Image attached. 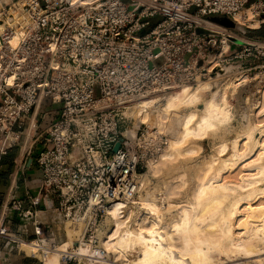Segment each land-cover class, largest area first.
<instances>
[{
    "label": "built area",
    "instance_id": "obj_1",
    "mask_svg": "<svg viewBox=\"0 0 264 264\" xmlns=\"http://www.w3.org/2000/svg\"><path fill=\"white\" fill-rule=\"evenodd\" d=\"M263 26L264 0H0V155L27 127L36 134L50 112L44 100L57 106L34 139L48 145L35 153L36 191L13 188L0 200V258L26 254L44 264L72 221L81 235L58 264H105L108 209L133 204L142 170L167 141L163 132L147 135L129 109L208 76L209 55L259 93Z\"/></svg>",
    "mask_w": 264,
    "mask_h": 264
},
{
    "label": "bare ground",
    "instance_id": "obj_2",
    "mask_svg": "<svg viewBox=\"0 0 264 264\" xmlns=\"http://www.w3.org/2000/svg\"><path fill=\"white\" fill-rule=\"evenodd\" d=\"M238 16L239 14H236V18ZM211 58V55L207 57L201 70L204 69V73L211 80L210 82H213L219 76L227 73L229 67L219 69ZM221 70H224V72ZM242 80L238 77L233 79L234 82L238 81L240 83H242ZM210 82L201 81L197 83L194 90L191 88L190 91V87L184 84L185 87L181 85L177 87L176 91L168 92L169 95L166 96L165 94L164 97H166L162 103L158 100L160 97L157 99L150 96L140 99L129 109L130 114H136L137 122L143 121V119L146 120L147 111L151 108V110L157 109L160 111L158 113V115L160 114L159 119L172 117L176 120L175 124L180 126V131H176L177 127L174 132L175 136H172L173 138L170 139L167 145L169 147H167L168 151L167 149L164 150L157 160L149 162L153 172L163 170L166 165L171 168V164L166 161V158L180 150L178 145L181 144L180 142H184V139L193 136L188 141L194 140L195 142L197 137L202 134L206 137L207 134L204 133L210 131L208 129L214 128L220 123L224 124L225 121L230 119L229 106L231 103L228 102L233 89L232 86H236L235 84L226 87L227 90L225 88L224 92L219 93L216 97L211 96L207 99L199 113L189 110L190 112L186 114L178 113L177 115L179 106L196 102L198 98L197 91L209 88ZM258 91L259 98L257 97L258 100H255L257 105L254 106L253 104L255 108L251 106L254 110L250 108L256 118L254 120L252 118L248 125H245V129L237 132L235 138L233 137L234 140L232 139L228 156H217L218 152H222L223 149H226L224 147H227L223 141L219 145L220 148L215 150L216 156L212 155L213 158H216L214 160L210 158L211 161L207 160L208 163L205 161L206 168L202 170L204 171L202 176L199 177L198 175L199 179L195 182L193 191L190 190L193 199L190 200L191 196L185 195L187 204L186 201L185 204H180L178 211H174L176 214L171 218L168 217L167 212V214L164 212L169 220H164L166 216L163 217L164 219L161 216L162 219H160L159 211L161 210L162 213L164 209L162 207L163 199L160 203L162 209H160L156 198L161 197V193L147 188L148 183L145 179V173H141L139 177L137 201L136 198L133 201V204L135 201L137 202L135 209H133L135 211L137 209L135 216H133L134 211L132 209H127L126 214L122 213L124 207L129 208L133 204L126 205L123 208L115 206L108 209L105 222L107 226L113 228L109 229L110 232L103 230L100 233V238L106 249L110 248L111 251L118 252V257L114 258L122 257L125 260V257H123L125 254L119 256V251L126 253V250L129 249L131 252H138L137 257L135 253V264H213L214 255L224 254L228 257L233 254L235 258L251 259L264 253V87L259 88ZM253 115L250 111V116ZM159 123L156 122V124ZM155 133L156 131L150 132L149 128L147 135ZM256 133H259L258 136H256ZM195 143L192 142V144ZM192 147L189 149L192 150ZM242 162L245 163L241 165ZM166 168L168 167L166 166ZM227 172L234 173L225 174ZM170 176V174L167 177L162 176L161 181H159L167 188L168 193H170V188H173L176 182V180H174L175 182L172 181V176ZM173 193L178 194L176 191H172ZM166 204L165 206H168ZM242 204H244L243 207H241ZM176 205H169L168 207H173L174 210V207H177ZM238 213H240V217H237ZM75 224L78 225H65L67 240L59 245L57 252L47 255L43 259L44 264H58L60 251L64 250L70 242L80 238L81 226L79 223ZM235 228L238 230H234ZM106 232L109 233L106 234ZM134 247L137 249L132 250L131 248ZM81 250L85 251L86 248L82 247ZM114 251H112L113 255L115 254ZM126 261H128L127 258ZM130 262L131 259L128 263ZM106 264L112 263L107 262ZM231 264H264V257L253 258L251 261H234Z\"/></svg>",
    "mask_w": 264,
    "mask_h": 264
},
{
    "label": "rangeland",
    "instance_id": "obj_3",
    "mask_svg": "<svg viewBox=\"0 0 264 264\" xmlns=\"http://www.w3.org/2000/svg\"><path fill=\"white\" fill-rule=\"evenodd\" d=\"M158 19H159L158 16L153 18L151 20V24H153ZM252 33H254V32H252ZM252 35H254V34H252ZM236 77H238V74L234 73V69H231V70L228 69L227 74L219 76L216 80H213V82H210L211 80L208 78V76H204V77L197 78L198 82L196 81L195 83H193L190 86H189V84H186V86L188 85L187 87H190L189 91L191 90V88H192V90H194L196 85H197V83H199L201 81H207L208 83L210 82V87L206 88V89H201V90L199 89V91H197L198 98H197L196 102L194 101V103H190V104L187 103V104H184V105L182 104L181 106H179V108L177 109V115H178V113L179 114H186V113H188V112H190L192 110L193 111H197L199 113V111L202 110V108L204 106V103H205V101L207 99H209L211 96L216 97L219 93L224 92L226 87L235 84L236 86H232L233 87L232 92L229 91V92H231V95H229L230 99L228 98L229 99L228 103L229 104L231 103L230 106H229V111L231 112V114H230L231 116L229 117L230 119L225 121L224 124L220 123L218 126L216 125V126H214V128L212 127L210 129H208L210 131L207 130L208 132L204 133V134H207L206 137H205V135L202 134V135H200V137L201 136H204V137L200 138L198 136L199 138L197 137V139H196V137L194 136L195 139H196L195 142L197 144L194 142V140L191 141V142L188 141V139H190L193 136H190L188 139H184L185 140V141L183 140L184 142H180L181 144L178 145L179 146L178 149H180V150H177L176 151L177 153L174 152L170 157L166 158V161L169 164H171L170 167L172 169L169 168L168 165H166L168 168H166V166H165V168L163 170L160 169V170H158L156 172H153L152 171L153 169L150 168V163H148L147 167L142 170V173H145V176H146L145 179L147 180V183H148V184L145 183L148 186V187L147 186L146 187L149 188L150 190H157L158 193H161L160 194L161 197L159 196L158 198H156V200H157V202L159 204V208L162 209L160 206L163 205L162 207H164V209H165V211L163 209L162 213H161V210L159 211L160 212L159 213L160 219H162L164 216H166L165 214H167V213H168L167 215H168L169 218L174 216L176 214L174 211H178L177 209L179 208L180 204L181 205L185 204V201H186L185 197L186 196L189 195V197L191 196L190 200L193 199V195H192V193L190 194V190H191V192L193 191V188L195 187L194 186L195 182L198 181L197 179H199L200 175L202 176V172H204L202 170L204 168H206L205 167V163L206 162L208 163L209 160L211 161V159L214 160L216 158V157L215 158L212 157V155L216 156V151L215 150L219 149L220 148L219 145L224 141V143L227 145V147H224V148H226L225 150L223 149L224 152H223V150H222V152H218L217 156L218 157L219 156H224V157L228 156V154H229L228 152L230 151L231 143L234 140L235 135L237 134V132L244 130L245 127L248 125V123L251 121V119L253 118L252 120H254L256 118L255 115H253V111L252 110H254V108H255L254 107L255 104H256L255 100L256 99L258 100L259 93H255V89L256 88H255V86L252 83H249L248 85H246V84L242 85V83H240L238 81H237L238 83L234 82L233 79H235ZM183 86L185 87V85H183ZM176 90H177V88L174 89L173 91H176ZM226 90H227V88H226ZM171 92H169V93H171ZM169 93L166 94V96L169 95ZM147 97H150V96H147ZM154 97L158 99V97L153 96V98ZM165 97L158 99L159 102L162 103L164 101ZM48 102H49L48 100H44L43 107H42L43 111H45L46 108L49 106ZM253 104H254V106H253ZM251 106H253L254 108H252ZM250 108H252V110ZM154 109H156V108H154ZM148 110L149 111H147V113H148L147 119L145 118L146 120L143 119V121L141 120L139 122H143V123L147 124L148 127L150 128V132H153V131L163 132V133H166V136H167V141H166L165 146L163 147V150L160 151L158 156L155 158V160H157L161 156V153H163L164 150L166 151V149L168 147L167 145H168L170 139H172L175 136L174 132L177 129V127H178V129L176 131H180V126L179 125L177 126L175 124L176 120L174 118L172 119V117H170V118L167 117V118H162V119L160 118L159 119V117H160L159 115L160 114L158 115V113H160V111H158L157 109L156 110H153V109L151 110V108H150ZM250 111L252 112L253 116H250ZM40 112H41V110H40ZM47 115L48 114H46V116H45V117H47V120L45 121V123L50 120V118ZM131 115L133 116L134 114L131 113ZM135 116H136V114L133 117L136 119V122H137V117H135ZM156 122H158V123L162 122V123L161 124L160 123L156 124ZM38 133L39 132H36V134H38ZM36 134H35L33 128L27 127L26 130H25V133L23 134V136H22V138H21V140L19 142V144L17 145V151L18 152H19V150L25 151L24 155L22 157L21 164L24 162V158L26 156H29V157H32V158L35 157L34 139L36 137L35 136ZM258 134L259 133H256V136H258ZM192 142L195 143V144H192ZM46 146H48V145L46 144V145L43 146V144H38L36 146V150H40V149H42L43 147H46ZM186 147H188V148H186ZM191 147L194 149L193 152H192L193 149L192 150L189 149ZM29 149L31 150V152L28 154L27 151ZM183 150L185 151V153H186L187 150H189L190 153H189V151H187V153L185 154ZM167 151H168V149H167ZM178 151H179V153H178ZM182 151H183V153H182ZM244 163L245 162H242L241 165H243ZM203 164H204V166H203ZM233 173L234 172H231V173L227 172L225 174H233ZM169 174L173 177L172 178L170 176L172 181L176 180V182L174 181L175 183L173 182L174 183V187L173 188L171 187L172 189L170 188V193H168L167 192V188H165V186H163L161 184V182H159V181H161L162 176L163 177H165V176L167 177V176H169ZM198 175H199V177H198ZM178 182L180 183V185H182L181 187H179L180 185H179ZM176 183H178V184H176ZM175 184H176V186L177 185L178 186L176 187ZM159 188H160V190H159ZM178 189H179V191H178ZM172 191L173 192L176 191V192H178V194L177 193L176 194L173 193V194H175V195H173ZM141 194H142V191H141ZM171 194H172V196H171ZM135 198H136V201H137V195H136ZM165 198H167V199L170 198V199L167 200ZM171 198H172V200H171ZM182 198H184L185 200L182 199ZM162 199H163V203H162ZM179 200L180 201L183 200V201L180 202ZM136 201L134 202L133 206H130L129 208L128 207L124 208L125 210L123 209L122 213L126 214L125 212H127V209H132V210L135 209L134 207L136 206V203H137ZM165 201H168V202H165ZM170 202H172L173 204L170 203ZM160 203H162V205ZM166 203L167 204L170 203V204H168V206L169 205L174 206L177 203H179V204H177L176 205L177 207H174V210H173L172 206H171L172 208H170L168 206H165ZM186 204H187V201H186ZM243 206H244V204H242L241 207H243ZM166 207H168V208H170L172 210L169 209L170 210L169 211L168 208H166ZM241 207H240V209H241ZM133 211H134L133 212V216H135L136 215L135 212H137V209H136V211L135 210H133ZM164 212H165V214H164ZM143 215H144V213H143ZM133 216L131 214V218ZM161 216H162V218H161ZM237 217H240V213H238ZM164 218H166V219H164ZM164 218H163L164 220H169V218H167V216L164 217ZM149 219H151V218H149ZM71 222L72 221H67L65 223V225H67V224L78 225V224L71 223ZM79 225L81 226V224H79ZM104 227H106L105 230H108V231H109V229L113 228V227H111L109 225L108 226L106 225ZM234 230H238V229L235 228ZM109 232H106V234H108ZM131 249L135 250L137 248L134 247V248H131ZM107 251H108V255H109V258H108L109 260L107 262H110L112 264H131V262H133V264H135L134 258H135V253L136 252L134 253V251L131 252V251H129V249H128V251L126 250V253L129 252V254H127V255H126L125 252L119 251L120 253H122V255H120V253H119V256H123L125 254L123 256V257H125V260L122 259V257L114 258V257H118V252H115L114 250H112V251L115 252V254H114L115 256H114L112 251L110 250V248L109 249L107 248ZM133 254H134V256H133ZM137 254H138V252L136 253V257H137ZM262 257H264V253H262L260 255H257V256H255L253 258L257 259V258H262ZM126 258H127L128 261H126ZM234 258H235V256L233 254H230L228 257L226 255H224V254L214 255L212 262H213V264H214V262H215V264H226V263L227 264L228 263L231 264L234 261L241 262L243 260H246V261L253 260V258H251V259L250 258L242 259L240 257H236L235 259ZM130 259H131V262L128 263L130 261ZM214 259H215V261H214Z\"/></svg>",
    "mask_w": 264,
    "mask_h": 264
},
{
    "label": "crops",
    "instance_id": "obj_4",
    "mask_svg": "<svg viewBox=\"0 0 264 264\" xmlns=\"http://www.w3.org/2000/svg\"><path fill=\"white\" fill-rule=\"evenodd\" d=\"M256 33L264 36V26L257 30ZM48 103L49 106L43 112L50 111L47 113L50 120L45 123L47 117H44L36 132H41L57 116V106L50 104V102ZM38 144L46 145L44 141L36 140L34 145L35 153ZM17 145L11 146L6 154L0 155V200L10 189L15 188V194L20 196L25 190L34 193L39 185L40 172L34 163V157L26 156L21 164L25 151L19 150L18 152ZM0 264H34V262L26 254H11L9 257L2 256Z\"/></svg>",
    "mask_w": 264,
    "mask_h": 264
},
{
    "label": "water",
    "instance_id": "obj_5",
    "mask_svg": "<svg viewBox=\"0 0 264 264\" xmlns=\"http://www.w3.org/2000/svg\"><path fill=\"white\" fill-rule=\"evenodd\" d=\"M211 19L214 20V21H217V22H219V23H221V24H223L225 26H233V22L231 20H229L228 18H226V17H221V18L212 17ZM196 31L197 32H201L202 29L197 28ZM118 146H119V142H116L114 144V147H113L112 151L113 152L116 151ZM29 162H30V159H29Z\"/></svg>",
    "mask_w": 264,
    "mask_h": 264
}]
</instances>
